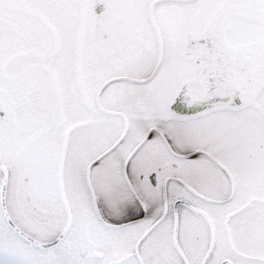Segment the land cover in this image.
<instances>
[{"label": "snow or ice", "instance_id": "1", "mask_svg": "<svg viewBox=\"0 0 264 264\" xmlns=\"http://www.w3.org/2000/svg\"><path fill=\"white\" fill-rule=\"evenodd\" d=\"M0 264H264V0H0Z\"/></svg>", "mask_w": 264, "mask_h": 264}]
</instances>
